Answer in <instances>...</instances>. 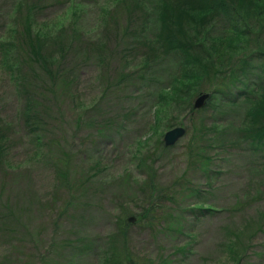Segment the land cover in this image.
Wrapping results in <instances>:
<instances>
[{
    "label": "rangeland",
    "instance_id": "1",
    "mask_svg": "<svg viewBox=\"0 0 264 264\" xmlns=\"http://www.w3.org/2000/svg\"><path fill=\"white\" fill-rule=\"evenodd\" d=\"M30 1L0 0V35L14 28L9 18L30 10ZM39 2L36 18L43 29H60L62 22L67 34L75 27L81 38L64 64L76 84L48 92L49 81L39 73L43 80L33 87L36 113L28 121L25 115L23 121L27 98L19 85L0 89L2 116L10 123L9 146L0 161V264H101L123 212L129 211V223H135L145 207L158 202L157 194L150 200L141 189L150 170L141 165L142 157L170 193L162 214L178 210L173 212L178 220L170 219L164 230L131 228V249L155 258L181 240L189 250L181 264H226L229 231L264 211V166H255L260 158L245 143L217 149L213 143L196 164L188 145L194 123L203 121L198 118L210 128L219 123L228 140L239 138L245 105L219 107L213 100L209 106L208 99L194 123L182 103L160 106L159 88L174 74L175 59L153 53L152 63H142L144 47L131 42L147 39L155 29L121 34L129 15L123 8L130 1ZM175 126L186 133L166 146L164 134ZM68 154L74 190L62 179ZM207 155L213 156L211 163ZM197 202L213 211L197 219L187 212ZM242 264H264V257L250 253Z\"/></svg>",
    "mask_w": 264,
    "mask_h": 264
},
{
    "label": "trees",
    "instance_id": "2",
    "mask_svg": "<svg viewBox=\"0 0 264 264\" xmlns=\"http://www.w3.org/2000/svg\"><path fill=\"white\" fill-rule=\"evenodd\" d=\"M125 1H130L131 5L123 8L129 10L127 22L117 24H122V35L155 29L154 34L147 39L131 42L144 47L142 63H152L155 60L151 58L153 53L175 59L174 74L166 85L159 88L160 106L166 107L174 101L182 103L194 123L195 115L202 112L201 108L195 107L194 100L202 92H211L209 106L213 104V100L218 101L214 105L219 107L227 102L245 105L246 113L239 138L228 140L226 134L222 135L224 130L220 129L219 123L213 122L210 128L203 118H198L203 121L194 123L191 144L188 145V155L194 159L191 163L196 164L195 159L204 156L202 153L213 143L216 149L220 144L245 143L248 151L260 158L255 166H264V0ZM30 2L29 11L26 9L18 12V18L15 16L14 19H8V24L12 22L14 28L7 27V33L0 35V68L6 76L0 78V89L7 87V90H11L13 86L16 88V84L19 85V94L27 98L22 111L23 121L24 115L28 121L36 113L33 87L43 80L39 73L49 81L46 83L48 92L68 84L69 87L76 84L64 64L69 62L68 56L75 50V42L81 40L75 33V27L67 34L64 31L67 29L65 23L62 22L60 29H43L46 26H40L36 18L41 4L39 0ZM258 73L262 75L255 77ZM3 110L0 97V161L5 159L9 146L7 133L10 123L3 118ZM159 126L161 127L160 122L156 124V130ZM35 139L37 140L36 137ZM199 142L205 143V147L201 149ZM216 152L220 157H225L223 149H219L220 153ZM206 157L208 163H211L213 156ZM70 161L68 154L62 179L67 188L74 190V184L68 179ZM140 161L141 165L150 169L148 176L142 181L141 189L150 200L157 194L158 202L145 207L135 223H129V211L123 212V216L116 221L115 231L107 250L103 252L101 264H181L184 252L189 253L184 246L185 241L177 240L172 251L155 254V258L141 252L136 253L129 246L131 228L138 226L146 230H164L170 219L178 220L173 214L178 210L162 214L163 200L170 193L167 188L158 185L153 165L143 157ZM94 166L99 167L97 164ZM207 169L208 167L205 168ZM197 190L195 188L193 192L196 193ZM196 204L187 212H191L197 219L213 211V208L204 206V202ZM168 228L172 231V227ZM179 229L180 227L175 231L178 232ZM227 238L225 246L229 254L226 264H242L250 253L261 255L263 259L264 211H260L256 219L247 221L243 228L229 231Z\"/></svg>",
    "mask_w": 264,
    "mask_h": 264
},
{
    "label": "water",
    "instance_id": "3",
    "mask_svg": "<svg viewBox=\"0 0 264 264\" xmlns=\"http://www.w3.org/2000/svg\"><path fill=\"white\" fill-rule=\"evenodd\" d=\"M211 94L209 92H202L198 95L197 99L194 102L196 108H201L206 104V101L210 98ZM186 133V128L183 126H175L164 134V142L166 146H173L175 145L178 140L184 136ZM134 218H130L133 220Z\"/></svg>",
    "mask_w": 264,
    "mask_h": 264
}]
</instances>
